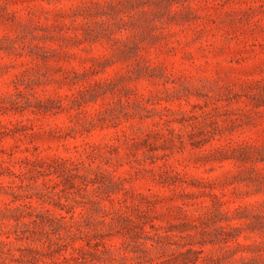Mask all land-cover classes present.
Listing matches in <instances>:
<instances>
[{
	"label": "clouds",
	"instance_id": "clouds-1",
	"mask_svg": "<svg viewBox=\"0 0 264 264\" xmlns=\"http://www.w3.org/2000/svg\"><path fill=\"white\" fill-rule=\"evenodd\" d=\"M0 264H264V0H0Z\"/></svg>",
	"mask_w": 264,
	"mask_h": 264
}]
</instances>
